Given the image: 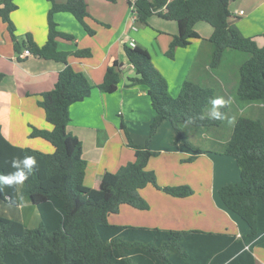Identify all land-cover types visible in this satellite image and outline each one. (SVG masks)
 <instances>
[{
  "label": "trees",
  "instance_id": "obj_1",
  "mask_svg": "<svg viewBox=\"0 0 264 264\" xmlns=\"http://www.w3.org/2000/svg\"><path fill=\"white\" fill-rule=\"evenodd\" d=\"M49 1L48 37L45 44L39 45L30 33L23 38L16 33L11 18L18 8L16 2L0 0V16L7 23L18 53L26 48L36 56L66 64L54 87L39 94L38 104L52 129L32 127L31 131V136L51 141L56 148L54 153L12 144L0 124V174L17 171L11 165L17 157H34L38 165L21 185L0 184V199L18 206L21 197H27L40 217L39 226L29 228L21 220L0 213V264H256L254 248H264V45L259 46L254 37L241 36L230 25V1L133 0L129 3L136 7L139 23H147L153 14L178 23L179 31L166 51L170 58L175 56L177 48L187 47L193 38L199 37L195 29L199 21H206L213 27L209 38L214 47L210 66H218L227 50L239 51L245 56L237 68L239 75L233 101L230 96H223L228 103L220 111L225 116L228 108L231 113L246 109L253 114L257 110L260 113L255 118L238 116L228 138L224 141L219 138L216 143L219 145L217 152L234 157L240 168L241 179L219 190L225 207L248 225V231L240 236L109 222V215L119 212L122 204L148 209L150 204L140 192L148 184L176 197L194 193L189 184L161 186L155 171L147 167L151 156L156 154L150 148V141L164 120L170 121L187 147L203 153L206 149L191 143L185 131L214 132V135L222 136L223 130L229 127L231 115L223 121L211 119V100L219 96L212 87L190 76L184 80L179 94L172 96L169 83L155 67L150 52L143 46L126 43V55L135 69L130 81L148 87L154 119L143 145L135 142L122 124L126 144L135 151V159L116 172L105 171L98 188L86 186L87 161L83 157V145L67 126L71 120V105L89 97L95 86L68 63V57L70 54L91 56V51L88 48L73 52L58 49L59 37L73 40L75 36L60 31L54 15L70 12L89 34L95 31L85 21L88 15L86 0ZM4 76L0 72V81ZM120 81L121 70L115 61L96 86L103 92L112 93ZM195 157L191 155L183 160L192 161Z\"/></svg>",
  "mask_w": 264,
  "mask_h": 264
},
{
  "label": "crops",
  "instance_id": "obj_2",
  "mask_svg": "<svg viewBox=\"0 0 264 264\" xmlns=\"http://www.w3.org/2000/svg\"><path fill=\"white\" fill-rule=\"evenodd\" d=\"M14 1L18 8L11 18L16 33L21 38L30 33L39 45L45 44L50 1ZM56 1L65 3L67 0ZM129 1L133 0H86L88 15L85 21L95 31L94 34H89L70 12H57L54 15L57 28L75 36L73 40L59 37L58 49L73 52L88 48L91 51V56L70 54L68 57V63L82 72L95 87L89 97L71 105V120L67 126V130L82 142L83 157L87 161L84 184L91 188L99 187L105 171L116 172L122 165L135 159V151L126 144L122 124H125L134 141L143 145L154 119L155 111L148 87L130 81L135 69L128 60L124 46L129 44L131 38L150 52L155 67L166 77L169 91L174 97L190 76L212 87L217 96H230L233 101L238 79L240 61L234 67L227 66L223 60L216 67L210 66L214 48L209 40L213 33L210 23L197 22L195 29L199 37L193 38L187 47L177 48L175 56L170 58L166 51L179 31L178 23L153 14L147 23H136L137 29L134 30L131 27L133 9ZM229 1L230 25L241 36L254 37L257 44L263 46L264 0ZM241 10L244 12L240 13ZM25 49L20 53L15 50L7 23L0 16V72L5 74L0 81L2 132L12 144L54 153L56 148L51 141L41 136H31V131L32 127L52 129V124L46 120L45 112L38 104L39 94L54 87L59 72L66 64L34 54L22 56ZM225 54L236 55L231 50ZM115 61L119 63L121 81L116 91L106 93L96 85L102 82L107 68ZM194 133L200 138L206 137L213 144L220 140L198 130L191 132L192 135ZM150 148L156 154L151 156L147 167L155 171L158 183L161 186L189 184L194 193L187 197H176L148 184L140 192L150 207L142 210L122 204L119 212L109 215L110 223L170 230H202L237 236L248 231L245 221L228 210L219 196L222 186L241 179L234 157L217 152L218 148H206L203 153L194 152L185 145L169 120L160 124L150 141ZM191 155H196L194 160H183ZM24 201L31 202L27 197H21L19 206ZM254 256L256 264H264L263 247H255Z\"/></svg>",
  "mask_w": 264,
  "mask_h": 264
},
{
  "label": "rangeland",
  "instance_id": "obj_3",
  "mask_svg": "<svg viewBox=\"0 0 264 264\" xmlns=\"http://www.w3.org/2000/svg\"><path fill=\"white\" fill-rule=\"evenodd\" d=\"M138 29H139V27H138ZM231 51L233 53H236V55L225 54L223 57V61H225L227 66L234 67L235 64H237L238 61L241 62L245 58V56L243 53H241L239 51H235V50H231ZM237 72H238V70H237ZM238 75H239V73H238ZM231 109H233V108H231ZM256 113H255L256 115L253 113H250V111L247 109L244 111H235V112L231 113L229 108H228V112L226 113V117L228 119V115L230 114L231 116L229 117V119L232 118L231 120L233 121V123H231V124L228 123L229 124V127H228L229 131H228V129L223 130L222 136H219V135L216 136V135H214V132H207L206 135H209L208 137L213 136V137H218L221 139L222 138L227 139L229 134H230L231 128L235 122L234 120L238 116L245 115V116L255 118L256 116L259 115L260 110H257ZM220 128H222V127H220ZM185 133H186L189 141L199 148H203V149H206V148L213 149L214 148V150L216 148H219V145L213 144L210 140H207L206 137L200 138L196 133H194L192 135L191 132H188V131H185ZM1 204H3L2 205L3 208L0 209V210H2V211H0L1 214L5 215V216H10L12 218H17L19 220H23V222H25L26 226L29 228H35V227L39 226V222H40L39 213H38L36 206L32 202H25L24 201L23 205L14 206L12 204L5 203L2 200L0 205ZM111 221L112 222L114 221L113 215H111Z\"/></svg>",
  "mask_w": 264,
  "mask_h": 264
},
{
  "label": "clouds",
  "instance_id": "obj_4",
  "mask_svg": "<svg viewBox=\"0 0 264 264\" xmlns=\"http://www.w3.org/2000/svg\"><path fill=\"white\" fill-rule=\"evenodd\" d=\"M228 101H226L222 97L214 98L211 100L212 110L210 118L214 120H225L227 117L224 113L220 111L222 107H224ZM228 123H233L232 120H228ZM23 164V168H20V165ZM11 165L13 168L18 169L15 172L9 173L8 175L0 174V184H6L9 186L19 185L24 183L34 172V166L37 165V161L34 157L25 156L23 159L13 158L11 161ZM27 169V172L24 171Z\"/></svg>",
  "mask_w": 264,
  "mask_h": 264
},
{
  "label": "built area",
  "instance_id": "obj_5",
  "mask_svg": "<svg viewBox=\"0 0 264 264\" xmlns=\"http://www.w3.org/2000/svg\"><path fill=\"white\" fill-rule=\"evenodd\" d=\"M132 6V9H133V13H132V17H131V20H132V29L136 30L137 29V25L136 23H138V16H137V13H136V7L134 5H131ZM244 11L241 10L240 13H243ZM129 44L131 46H135L136 43H135V39L131 38L129 40ZM31 51L29 49H25L24 50V53L22 56H28V55H31Z\"/></svg>",
  "mask_w": 264,
  "mask_h": 264
}]
</instances>
